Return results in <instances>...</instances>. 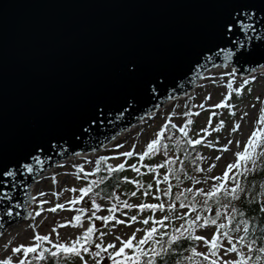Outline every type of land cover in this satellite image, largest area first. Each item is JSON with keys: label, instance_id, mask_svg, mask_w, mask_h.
Wrapping results in <instances>:
<instances>
[{"label": "water", "instance_id": "95a60500", "mask_svg": "<svg viewBox=\"0 0 264 264\" xmlns=\"http://www.w3.org/2000/svg\"><path fill=\"white\" fill-rule=\"evenodd\" d=\"M228 65L264 68V0H0V167L16 172L0 176V238L29 219L46 172Z\"/></svg>", "mask_w": 264, "mask_h": 264}, {"label": "rangeland", "instance_id": "374dc122", "mask_svg": "<svg viewBox=\"0 0 264 264\" xmlns=\"http://www.w3.org/2000/svg\"><path fill=\"white\" fill-rule=\"evenodd\" d=\"M236 74L238 72L230 70V68L217 67L200 82L190 95L177 98L166 104L157 114L145 118L133 129L123 133L105 151L95 155L70 158L45 173L34 185L33 217L26 222L13 225L0 238V260L11 257L13 264L17 260H24L23 252L17 253L13 249L21 244L27 246L36 243L33 237L37 233L49 235L51 243L42 241L41 244L54 249L53 245L57 242L70 244L78 237H82L83 232L89 226H94L95 231L93 244L89 245V253L83 254V258L88 264H95L97 260L100 261V264H109L110 262V258L104 252L101 253V257L91 255L92 252L97 251L94 247L95 243H100L105 247L107 244L113 243L119 247L120 241L129 239L133 233H135L133 242L138 243L144 236V230L160 220L162 216L169 215V212L153 214L152 211L148 213L147 208L140 209L139 207H127L119 211L106 201L94 199L89 191L81 192L80 189H88L87 174L94 168L96 157L99 155H110V161L114 166L127 164L131 171L130 179L137 180L141 173L133 167L131 155L121 154L126 152H132L134 155L145 153L148 150L147 145L153 139L158 141L160 137L177 141L180 132L190 120L194 123L191 136L203 144V151L200 153L201 169L195 174V181L187 179L179 183L175 179H167L164 173L157 174L156 171L145 169L144 176L148 178L149 182H153L155 193L149 195L145 191L137 189L134 183L129 184L130 193L127 196L126 204L167 205L168 202L171 203V194L177 197L183 192L192 193L191 195L199 194L194 192L196 188L204 191L210 190L211 185L217 183L212 177H222L223 173L228 171L227 165L236 160L235 153L243 150L250 133L255 128L264 126L257 124L260 111L264 109V72H253L245 77H236ZM250 77H255V79H250ZM244 80H249V83L243 84ZM229 82L232 84L231 88L228 87ZM237 88H240L239 92H236ZM167 122L172 123L174 129L165 131ZM148 156H153V161L158 164L175 159V155L164 147L160 151L156 149ZM237 171L238 169H233L223 180L229 189L235 185L232 178ZM156 176H159V180L164 183L156 181ZM186 189L193 191L189 192ZM78 197L80 199H77ZM73 200L77 202L71 203ZM200 200H204L201 195ZM93 201L100 207H94ZM57 205L64 207L59 208L56 207ZM53 208L56 210L51 211ZM80 209L85 211L80 213ZM227 212L229 213V211ZM152 214L153 217L149 224L145 225L143 221ZM187 214V210L177 211L174 216L183 217V219H169L163 222L172 231L174 228H180L182 224L187 228L188 225L185 223L188 219ZM211 214L215 215V211L213 210ZM76 215L81 216L79 224L74 223ZM106 216H112L115 219H101ZM132 216H136L137 219L131 220ZM206 216L207 214H205ZM191 217L194 218V213ZM225 218L226 213L221 211L220 221L217 224L224 223ZM66 221L72 223H66ZM119 221H126V223H119ZM198 223H202V221H198ZM194 232L196 235L210 239L217 233V225L196 228ZM223 233L221 232L219 235L221 247L217 250L218 259H236L240 252L247 250L239 243L241 233L234 235L232 240H228ZM57 235L59 239H57ZM230 245L236 246L235 253L227 251ZM144 247L149 249L148 245ZM209 249L208 244L201 241L199 251L210 255ZM128 250L126 249L127 253ZM107 251L111 253L112 249H107ZM68 264H81V261L76 258L75 261ZM261 264H264V260Z\"/></svg>", "mask_w": 264, "mask_h": 264}, {"label": "trees", "instance_id": "16d2710c", "mask_svg": "<svg viewBox=\"0 0 264 264\" xmlns=\"http://www.w3.org/2000/svg\"><path fill=\"white\" fill-rule=\"evenodd\" d=\"M193 126L194 123L190 120L183 128V131L180 132V136L178 137L177 141L171 140L169 138L164 139L163 137H160L158 140L156 149L160 151L163 147L166 148L169 152L175 155L174 160H168L158 164L157 162L153 161V156H148L151 152L143 156L141 154H133L130 156L131 161L134 163L133 166L135 170L141 173L139 178L135 180L139 183H134L137 189H141L149 195H153L155 193L153 182H149L148 178L144 176L145 169L152 170V172L156 171L157 174L164 173L167 179L172 178L173 180H177L179 183L187 179L189 181H195V174L201 169L200 153L203 151V144L201 142L197 144L188 143V141L194 140L191 136ZM170 129H174V126L172 123L167 122L165 131ZM147 151L148 150H146V152ZM101 157H105L106 159L101 160ZM97 161H99V164ZM254 161V164L252 161L247 163V171H245L243 167L239 168L237 173L234 175V178H232L235 185L238 184L239 188L242 189V191L237 193L238 199L233 200L231 197L225 198L224 196H220L221 204L229 205V208L227 209L229 213L231 212V208L235 207L237 212L242 215L232 213V215L235 217L233 224H231L227 229H220L219 224H217V233L220 235L221 232L227 231L230 236H233L241 231V237H244V243L240 242V245H252L251 249L248 247L247 252L244 254L251 260L255 261V264H261L264 260V253L259 252V248L264 247V209L261 204L260 189L264 178V155H258L254 157ZM109 166L115 168L114 164H112L110 161V155L97 156L94 168L87 174V187L91 189L89 192L91 193V196L94 197V199L106 201L112 206H115V209L120 211L122 208H127L124 207V205L126 204L128 198L127 196L130 193L128 189L129 184L131 185L133 183V181L130 179L131 171L127 167V164H124L122 169L115 170L109 174ZM97 168L99 170H97ZM156 179V181L159 183H164L159 180V176H156ZM149 185H151V187H149ZM191 194L188 192H183V196L180 200H177L174 195H170L171 203L175 205L174 213H170L167 208H165L163 211H161L159 208L146 209V211L148 213H151L152 211L153 214L169 212V215H175L177 211L187 210V218L191 219L193 211L187 208V205H189L193 199L197 202L198 206H203L204 204V200H200V194ZM181 204L185 205V207H181ZM217 207L218 205L215 204L214 200L209 199L207 208L201 209V207H198L196 211H200V214L204 218L211 217L216 219V214L212 215L211 213L213 210L215 211ZM220 211L225 212L224 209H220ZM153 214L150 217H153ZM205 214H207L206 217ZM218 221H220V218ZM241 221L248 222L247 232H245L243 223H241ZM238 224L239 230L237 231L236 229ZM164 225V222L159 224L157 226V231L159 232L162 228L164 232L172 235L173 231L171 228L164 227ZM193 235H196L194 230ZM157 239L166 241L168 237L157 236ZM219 240L221 241L220 238ZM200 245L201 241L186 240L182 238V240L176 244L175 250H170L164 255L163 259L167 261V264H177V261H180L181 264H189L188 260L185 258L193 257L195 264H208V262L204 260L203 256H194L190 250L192 247H195L197 252H200L198 250ZM165 246L167 247L166 244ZM43 247L50 250L49 253L45 254V259H36V257L39 255L38 251L36 253H29L24 260H26L28 264H68L76 260V258L73 257H69L66 260L62 254L53 258L51 257L50 252L55 251V249L49 246ZM208 247L210 248V245H208ZM134 251V249H129L128 253L132 254ZM257 257H260V259L257 260ZM237 258H239V255ZM148 259V256H144L142 258L141 264H146ZM109 264H111V259ZM157 264H160L159 260L157 261Z\"/></svg>", "mask_w": 264, "mask_h": 264}, {"label": "snow or ice", "instance_id": "6c2138e0", "mask_svg": "<svg viewBox=\"0 0 264 264\" xmlns=\"http://www.w3.org/2000/svg\"><path fill=\"white\" fill-rule=\"evenodd\" d=\"M231 25H226L227 27H230ZM124 75L129 78L136 77L139 72L140 68L136 61L129 60L124 65ZM250 79H255V77H250ZM249 83V80H244L243 84ZM228 87L231 88L232 84L229 82ZM243 87V85H241ZM240 88L236 89V92H239ZM223 103V101H221ZM230 106V105H229ZM216 107H219V105H216ZM258 125H264V109L260 111L259 119L257 121ZM237 127H239L237 125ZM183 131V129H182ZM199 140H190L188 143L191 144H197L199 143ZM158 141L156 139H153L151 143L147 145L148 151L145 153H142L141 155H147L150 152H153L156 150V145ZM226 148V145H225ZM121 155L124 156H130L133 155L132 152H126L122 153ZM258 155H264V126L255 128L250 135L247 138V143L243 147V150L237 151L235 153L236 160L233 163H230L227 165L226 172L223 173L222 177H212V179H215L217 183L212 184L210 187V190L204 191L200 188H196L194 190L195 193H199L202 197H204V204L203 206H198L197 202L193 199L192 202L187 205V208L191 209L194 213V218L187 219L185 223L188 225L187 228L184 227L182 224L180 228H174L173 234L169 235L168 233L164 232L161 228L160 231H157V225L162 224L163 221H167L169 219H183V217H176L174 215H164L161 217L160 220H157L155 223H153L150 227L146 228L144 230V236L140 238L138 243H134L135 240V233H133L132 237H130L127 240L120 241V246L117 247L113 243L107 244V246H103L100 243H95L94 247L97 249V251H94L91 253L93 257H101V253L104 252L110 259L111 264H141L142 258L144 256H148L149 259L147 260L146 264H157V261H160V264H167V261L163 259L164 255L168 253L170 250L174 251L176 244L180 242L183 239L186 240H195V241H203L205 244L210 245V255L197 252L195 247H192L190 250L193 253L194 256H203L204 260L208 262V264H255V261L251 260L248 256H246L243 252L239 253V258L232 259V260H220L217 258V250L221 247L219 242V233H215L210 239L201 236V235H193V230L196 228H203L207 225H217L218 219L221 217V211L220 209H224L226 213V218L224 223L219 224L220 229H227L231 224H233L235 217L232 215V213H236L237 215H242L237 212V209L235 207L231 208V212L228 213L227 209L229 208L228 204H221L220 202V196H224L225 198L231 197L233 200L238 199L237 193L242 191V189L239 188V185H234L231 189H229L223 180L227 178L228 173L231 172L233 169H239L244 168L245 171H247V163L249 161H252L253 164L255 163L254 157ZM101 160L106 159L105 157H101ZM217 159H219L217 157ZM99 164V161H97ZM29 171L31 170L30 166ZM124 167V164H117L115 168L109 166L108 172L111 174L113 171L122 169ZM134 167V166H133ZM97 170H99L97 168ZM16 172L8 168L7 165H3L0 167V176H15ZM127 179V178H125ZM2 183H7V181H0ZM133 183H139L138 181H133ZM199 183V181H197ZM151 187V185H149ZM81 192L91 191L90 188L88 189H80ZM186 191L192 192L191 189H186ZM168 194L167 192L165 193ZM135 195V193H133ZM183 196V193L179 194L176 199L180 200ZM77 199H80L79 197ZM209 199L214 200L215 204L218 205L217 209L215 210L216 219H213L211 217L204 218L200 214V212H197L196 209L198 207H201V209L208 207V201ZM77 201L73 200L71 203L75 204ZM94 207H100L98 204L93 201ZM56 207L62 208L63 205H57ZM115 207V206H113ZM124 207H139L140 209H157L159 208L161 211L167 207L170 213H174L175 211V205L173 203H168L167 205L164 204H139V205H131V204H125ZM181 207H185V205L181 204ZM56 208L51 209V211H55ZM80 213H83L85 210L80 209ZM95 215V213H93ZM186 215V213H185ZM90 219V218H89ZM102 220H109V219H115V217L112 216H106L101 217ZM136 216H132L131 220H136ZM152 217H149L148 219H145L143 223L145 225H148ZM81 221V216L76 215L74 217V223L79 224ZM198 221H202V223H198ZM66 223H72L71 221H66ZM119 223H126V221H119ZM244 226L245 232H247L248 229V222L247 221H241ZM164 227H167L165 224ZM183 229V231H182ZM237 231L239 230V224L237 225ZM95 231L94 226H89L84 232L82 237H78L75 241H72L70 244L63 243V242H57L53 245L55 251H51L50 255L51 257L55 258L58 255L62 254L65 259L67 260L69 257L73 258H79L81 261V264H88L86 260L83 258L84 253H89V245L93 244V233ZM139 231V229H137ZM103 235V234H101ZM225 237L228 238V240H232L233 237L229 235L227 231L223 233ZM157 236L159 237H165L167 236L168 239L166 241H163L161 239H157ZM33 239L36 241L34 244L30 245H24L21 244L18 247L14 248L13 251L20 253L23 252V255L26 257L29 253H36L39 251V255L36 257L38 260L45 259V254L49 253V249L44 248L41 244L42 241H48L51 243L49 239V235H40L39 233L35 234ZM57 239H59L57 235ZM117 240H119V237H117ZM240 242L244 243V237H240ZM167 245V247L165 246ZM148 245L149 249H146L144 246ZM158 246V249H157ZM249 249H251L252 245H248ZM107 249H112L111 253H108ZM126 249H134L135 251L132 254H129L126 252ZM228 252L235 253L237 251L235 245H230L227 248ZM259 252L264 253V247L259 248ZM186 260H188L189 264H195V260L193 257H186ZM257 260L260 259V257L256 258ZM0 264H13V260L11 257H8L4 260H0ZM15 264H28L26 260H17ZM95 264H100V261H95ZM177 264H181L180 261H177Z\"/></svg>", "mask_w": 264, "mask_h": 264}, {"label": "bare ground", "instance_id": "6f19581e", "mask_svg": "<svg viewBox=\"0 0 264 264\" xmlns=\"http://www.w3.org/2000/svg\"><path fill=\"white\" fill-rule=\"evenodd\" d=\"M218 68H225V69H226V68H230V70H231V69H232V66H231V65H228L227 67H218ZM215 69H217V67H216ZM215 69H211V70H209L207 73H205V74L203 75V78L199 81L198 85L200 84V82H201L202 80H204V79H205V78H206V77H207V76H208L213 70H215ZM232 70H235V71H236L237 69L234 68V69H232ZM134 127H135V126H134ZM134 127L130 128V129H128V130L133 129ZM126 131H127V130H126ZM126 131H124L123 133H125ZM123 133H122V134H123ZM122 134H121V135H122ZM119 137H120V136H119ZM117 139H118V138H117ZM117 139H116V140H117ZM116 140H115V141H116ZM115 141H113L112 143H114ZM112 143H110L109 145H107V146L105 147V149L108 148ZM105 149H104V150H105ZM75 157H76V156H75Z\"/></svg>", "mask_w": 264, "mask_h": 264}]
</instances>
